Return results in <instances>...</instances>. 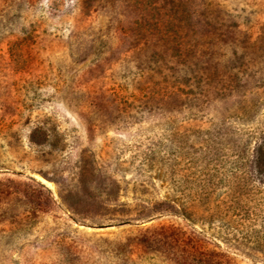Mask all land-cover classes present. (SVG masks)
I'll return each mask as SVG.
<instances>
[{"label":"rangeland","instance_id":"374dc122","mask_svg":"<svg viewBox=\"0 0 264 264\" xmlns=\"http://www.w3.org/2000/svg\"><path fill=\"white\" fill-rule=\"evenodd\" d=\"M0 264H264V0H0Z\"/></svg>","mask_w":264,"mask_h":264},{"label":"trees","instance_id":"16d2710c","mask_svg":"<svg viewBox=\"0 0 264 264\" xmlns=\"http://www.w3.org/2000/svg\"><path fill=\"white\" fill-rule=\"evenodd\" d=\"M150 230H146V232H149ZM140 233V232H139ZM135 238V237H134ZM129 237L127 239V241H123V240H120V241H111V244L115 245V247H118V249H122V251L125 250V246L127 245V242L129 241ZM144 243V242H143ZM147 243V242H146ZM138 246L142 245L141 243H138L136 244ZM123 246V247H122ZM123 259H128L126 257H124Z\"/></svg>","mask_w":264,"mask_h":264}]
</instances>
